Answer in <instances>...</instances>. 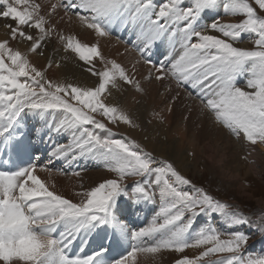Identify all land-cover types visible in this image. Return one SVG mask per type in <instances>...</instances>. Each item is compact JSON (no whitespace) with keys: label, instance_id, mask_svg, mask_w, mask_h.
Returning a JSON list of instances; mask_svg holds the SVG:
<instances>
[{"label":"snow or ice","instance_id":"1","mask_svg":"<svg viewBox=\"0 0 264 264\" xmlns=\"http://www.w3.org/2000/svg\"><path fill=\"white\" fill-rule=\"evenodd\" d=\"M22 4L28 7L20 10ZM254 4L258 8L250 0H56L42 14L39 3L0 0V5L6 6V10L0 8V17L15 22V26L8 25L10 37L0 41V144L11 147L17 158L31 160L24 117L29 113L55 115L56 123L48 127L46 122L45 127L50 133L66 134L67 142L57 144L52 157L71 154L75 159L91 154L114 174L76 193L82 198L74 202L55 185L45 184L36 174L37 163L0 167V264H136L138 254L162 250L179 254L174 264H264V255L246 254L250 239L246 232L232 230L222 239L213 226L198 231L194 227L197 217L206 213H223L235 224H249L243 214L227 212L230 205L197 186L171 158H161L126 137L113 138L116 134L109 123L115 125L119 120L134 125L132 117L109 97L117 81L144 91L135 65L129 69L115 59L104 58L98 46H82L68 38L67 49L78 53L89 65L85 71L97 78L92 86L82 87L49 78L45 68L29 60L27 52L10 47V41H27L31 53L43 55L45 42L59 35L51 13L61 8V21L65 17L71 21L75 15L98 37L109 36L123 26L141 40L143 46L138 50L142 55L164 50L163 59L149 57L145 63L156 73L149 72V80L167 77L176 82L177 91L166 105L168 112L173 110L171 104L181 100L183 90L190 98H199V111L208 112L215 125L256 145L264 143V15H258V10L264 12V0H254ZM220 7L225 14H243L244 18L223 23L218 17L202 25L206 13ZM245 36L254 39L253 49L236 46ZM95 57L103 61V68L92 63ZM51 67L47 65V69ZM241 75L247 77L244 87L238 85ZM192 111L187 107L189 114ZM159 118L161 122L165 119L162 114ZM121 196L134 203H157L151 222L130 229L120 220ZM254 223L264 230V214ZM101 226L113 228L110 245L123 248L128 241L124 254L113 256L105 246L91 254L83 247L80 255L68 254L67 249L81 233ZM189 248L200 251L185 255ZM223 253L228 255L205 259Z\"/></svg>","mask_w":264,"mask_h":264},{"label":"bare ground","instance_id":"2","mask_svg":"<svg viewBox=\"0 0 264 264\" xmlns=\"http://www.w3.org/2000/svg\"><path fill=\"white\" fill-rule=\"evenodd\" d=\"M55 2L56 0H29V3L41 4L42 14H44L45 11H49L50 4L55 3ZM11 3H14V1L12 0ZM22 5L20 6V8L23 10L28 7V5H23V6ZM63 12L64 11L62 10V8L58 9L57 13H51V17L57 22L58 24L57 31L59 30V32L62 33V36L64 35L63 37L64 39H66L65 41L64 39L61 40L60 37H57L56 34L52 35L45 42L44 49H43V55L31 53L29 51V42L27 41H24V42L10 41V47H12L13 50H20L22 52H27L29 60L33 64L41 68H45L47 70V75L49 76V78L56 80L58 82H63V83H68V84H78L82 87L92 86L93 84L96 83L97 78L92 76L87 71H85V69L89 65L85 61H81L79 59L78 53L72 50H68L66 48L68 38H72L73 42H79L82 46L84 45L98 46L104 58H106L107 60L115 59L117 62L128 67L129 69L132 68V65H135V63H137V65H135L137 72L136 71L135 72L137 73V79H139L140 81L141 79L147 77L149 72H152L153 75L156 74L154 70L151 68V66L144 63L141 60V58L138 57V55H136L131 50V48H129V46H127L125 42L118 40L115 36H111L112 34L106 37H98L96 33L94 32V30H89L86 27L82 26L79 23L76 16H72L71 21H69L67 17H65L61 21L60 16L63 15ZM231 15H232L231 13L226 14L227 18L223 19L221 22L229 23V22H224V21L232 17ZM206 19L204 18L203 21H201L203 25L211 24L217 18L212 19L211 21L206 20ZM8 25L15 26V22L12 21L11 19L0 17V41H3L10 37V29ZM45 27L47 28V25ZM28 30L36 31L32 29H28ZM114 30H116V28ZM124 32H128V30ZM248 40L249 41L251 40V42L247 41L246 43H244L243 47H249L250 43L254 42V39L252 38H249ZM92 63L95 65L97 69H101L104 67L103 61L100 59V57L93 58ZM48 64L52 65L50 69H47ZM241 78L246 79L247 77L245 78L244 76ZM239 80H241L239 81V83H241V87H244L245 81H243L240 78ZM142 82L143 81H141V83ZM157 84L161 85L162 87L160 88L161 90L164 89L165 91H167L166 94H168L169 99L172 96H174L177 91L176 82H174L173 80L167 77L164 80H160V81L155 80L152 83L151 85L152 95H150L149 99L147 98V100L145 96L144 97L141 96V94L135 91V89L132 86L124 84L123 81H117V87L111 88L112 95L109 97V101L118 105L121 109H123L127 114H129L132 117L134 121V125H138V126L129 125V124L124 125L125 123L121 121V129H127V131L131 135L130 138L133 137L136 141L140 140L142 142L141 144L146 146L148 150H152L154 154L160 156L161 153L164 151L167 155V158L169 156L172 160H174L178 164V166H181L184 169L185 167L187 168V165H188L187 161L190 155H193L195 158H200L201 156H203L202 158L208 161V163L211 164L210 166H212V168L217 167L216 166L217 163H215L216 156L213 153L210 154V151H211L210 145L207 143H204V140L202 138L203 136H200L198 133L193 132L191 133L192 135L189 139L187 133L185 132V130L187 129L190 130L189 128L191 124L193 123H196L199 126V128H201V131L203 133L208 131L205 125L206 123H208L207 118L209 121L211 118L208 116L209 115L208 112L202 113L199 111L201 107L200 100L194 96L190 98L187 92L180 90L182 98L181 100L177 101L174 104V112L172 113H178L179 111L180 112L184 111L185 112L184 115H188V117L191 118L188 120H191V121L189 122L188 120H184V118H182L181 120L180 117L179 119L178 118L174 119L173 118L174 114L171 115V114L166 113V117L164 121L161 122L159 116L161 114L160 108L162 106V96H160L161 94H159V96L157 95L158 94L157 92L160 90V89H157ZM169 88H171V91L168 90ZM149 92L150 91H148V93ZM189 106L193 109L191 114L187 112V107ZM201 113L203 114L202 118L200 119L196 118L200 116ZM184 121H188V122H184ZM47 122H54V120H49ZM119 122L120 121L118 120L117 123ZM52 125H50L49 127H51ZM217 129H219L218 131L219 134L217 135H219L218 137H220V140L216 141L215 144L218 145V148L224 147L225 149H230V150L231 148H234L235 150L232 153L233 160L235 159V161H238V162H240L241 160H245L249 163L251 161H254L256 158H260L262 153H264V146L261 145L260 143H257L256 146L252 145L250 142H248L243 137H240V138L236 137L237 139L235 140L227 132L228 130L226 131V128L221 129L220 127ZM207 134L209 133L207 132ZM225 138H227V140H225ZM25 139H26V136H25ZM188 140L190 141L188 142V151H187L185 150L184 145L185 143H187ZM26 142H29V140H26ZM6 149H4V147L0 148L1 157L11 160L10 163L13 164L15 167H21V166L27 165V161L29 159L17 158L15 153L12 151L11 147H9L8 145L6 146ZM43 150L45 151V147L43 148ZM45 153H46L45 155L48 157L46 160L47 161L52 160V162H49L51 165L50 164L47 165L48 162L45 163V161H43L44 158H41L43 156L40 155L41 157H38V158H41L40 160L41 162L38 165L36 174L45 182L46 185H49V186L55 185V188L58 192H59V189L60 190L67 189L68 191L71 190V187H74L73 186L74 181H71L69 183L68 182L69 180H68L66 183H64V181L66 180H63L62 175L58 173L59 171L60 172L62 171V169H60L59 167H60V163H63V161L52 157L53 150H49V151L46 150ZM80 158L81 156H79V158L77 159H80ZM57 161H59L58 162L59 164H55ZM0 166H1V161H0ZM220 169L224 170L222 166H220ZM100 177H102L101 174H100ZM76 178L77 177H75L74 179ZM65 196H67L69 199L75 200V198H77L78 195L71 196L69 195V192H68L67 195L65 194ZM138 213L139 212H137L136 214L138 215ZM136 214H134L135 220L136 218H138L139 221H141L142 220L141 215H139L138 217L136 216ZM219 222L221 224L220 226H222L223 228L227 230H237V229L241 230L239 225L233 222H230V224H227L228 221L227 222L219 221ZM149 254H138L137 259H136V264H172L177 255V253H175L174 251H170V250H162L160 253L151 254V255Z\"/></svg>","mask_w":264,"mask_h":264},{"label":"rangeland","instance_id":"3","mask_svg":"<svg viewBox=\"0 0 264 264\" xmlns=\"http://www.w3.org/2000/svg\"><path fill=\"white\" fill-rule=\"evenodd\" d=\"M10 1L12 2V0H9V2ZM229 2H231V0H229ZM250 3H253V6L258 8V6H256L254 4V0H250ZM20 6L21 5L18 6L19 9L23 10L20 8ZM0 8L4 9L3 7H1V5H0ZM209 12L210 13H208V12L206 13V15L203 17V19L207 18L206 20L211 21L212 19L219 17L222 21L223 19L227 18L226 14L224 12V9L222 7L216 8V9L209 11ZM212 14H215L216 16H213ZM258 15H264V12H261L258 10ZM72 16H75V15H72ZM209 16H210V18H209ZM231 16L232 17L225 20L224 22L237 23V22H240L244 18L243 14H235V15L232 14ZM203 19H202V21H203ZM114 31L115 32H113L111 36H115L118 40L125 42L127 44V46H129V48H131V50L136 55H138V57H140L144 63H145V60L148 59L149 57L154 61L159 60V59H163V56L161 55V53L164 51L163 49H161L159 51L149 52V53H147V55H142L141 51L138 50L140 47L143 46L142 42L140 39L137 38V36L134 34V32L132 30H128V32H124V31H126L125 28L123 26H120V27L116 28V30H114ZM58 33H59V35H57V37H61L62 33H60L59 30H58ZM248 39H249V36L248 37L246 36L243 39L242 43H241V41H238L236 43V46L241 47V48H245V49H249V50L253 49L254 48V42L250 43L249 47H243L244 43L249 41ZM65 40L66 39H64V41ZM249 42H251V40ZM43 49H44V47H43ZM170 54H172V53H170ZM135 65H137V63H135ZM135 71H136V68H135ZM244 76L245 75H241V77H244ZM147 77H145L146 79L145 78L141 79V81H143L142 86L143 87L145 86V87H144L143 92H139V94H141V96L146 97V100H147V98L149 99L150 95H152L151 85L155 81L154 79L149 80ZM241 77H240V79L245 81V79H243ZM245 78H246V76H245ZM238 85L241 86V83L238 82ZM160 88H162L161 85L157 84V89H160ZM148 91H150V92L148 93ZM164 91H165L164 89L163 90L160 89L157 92L158 96H159V94H161L160 96H162V106L160 108L161 114L164 117H166V113L171 114V115L174 114L173 115L174 119H176V118L179 119V117H180L182 120V118L185 116L184 115L185 112L179 111L178 113H172V112H174V104H171V107L173 108V110L171 112L168 113V111L166 110V105L170 104V99L168 98V94H166L167 91H165V92ZM196 98L199 99L198 97H196ZM163 104H165V105H163ZM178 115H180V116H178ZM200 116H198L196 118H198V119L202 118L203 114L201 113ZM208 116L210 117V114ZM97 118L100 119L99 116H97ZM188 119H191V118H188ZM49 120H54V122H47ZM188 121L190 122L191 120H188ZM188 121H184V122H188ZM46 122H47L48 127L52 124H55L56 123V116L55 115L34 116L32 113H29L27 116L24 117V128H25L24 131L25 132L27 131L26 130L27 127L32 128V132H33L32 135L35 138L33 145L36 146V147H33L32 152L30 151L32 159H31V161L28 160L27 164L37 163L39 165L41 162L40 161L41 158H44L43 161H45V163L48 162L47 165H49L50 163H49V161L46 160L48 157L45 155L46 154L45 151L46 150H48V151L54 150V147L57 144H62V143L67 142L66 141L67 140L66 134L59 135L56 133H50V130L47 129V127H45ZM207 122L208 123H206L205 127L208 130L207 132L209 134H207V132H205V131H204L205 133H203L201 131V128H199V126L196 123L191 124V126L189 128L190 130L187 129V130H185V132L187 133L189 139L192 135L191 133H193V132L198 133L200 136H203L202 138L204 140V143H207L210 145V150H211L210 154L213 153L216 156V158H215V163H217L216 164L217 167H215L216 169L212 168V166H210L211 164L208 163V161H206L204 158H202L203 156H201L200 158H195L193 155H190L191 154V152H190V154H189L190 156L188 157V161H187L189 166L187 165V168L185 167V169L181 166H178L179 170H181V172L183 174L192 178L194 183L197 186L204 187L207 191H209L211 194H213L215 197H217L222 203H227L228 205H230V208L228 210H226L227 212H229V213L235 212V213L243 214L244 217L250 221L249 224H243V225L237 224V225H239V227L241 229L239 231L246 232L250 236V239L248 241V245L245 249V252L247 255H249L251 257L262 256V255H264V230H261V228L258 227L257 224L254 222H258L260 220V216L262 214H264V153H262L260 158H256L254 161H251L249 163L245 160H241L240 162L235 161V159L233 160V154L232 153L235 150L234 148H231V150L225 149L224 147L218 148V145L215 144L216 141L220 140V137H218L219 135H217V134H219L218 133L219 129H217V128H220V127L215 125L211 119L209 121L207 118ZM119 123H116L115 125H112L109 123V125H108V127H110L112 129L113 133L116 134V135H114L113 138H125L126 137L128 140L136 141L133 137L130 138L131 135L127 131V129H121V121ZM124 125H126V124H124ZM182 129H183V127H182ZM226 131H227V129H226ZM201 132H202V134H201ZM227 132L229 133V131H227ZM29 134H31V133H28L25 136H26V140H29V142L31 143V139H33V137H31ZM101 134L105 135L106 133L105 134L101 133ZM203 134H205V135H203ZM230 136L235 140L237 139L235 136H233L231 134H230ZM216 139H218V140H216ZM225 140H227V138H225ZM189 141L190 140H188L187 143H185V145H184V148L187 151H188V142ZM136 142H138L140 144L142 143L140 140H138ZM257 143H260V142L258 141ZM260 144L264 146V143H260ZM6 146L7 145L3 146L4 149H6ZM1 147H2V145H0V148ZM44 147H45V151L43 150ZM35 148H37V149H35ZM6 150H8V149H6ZM37 150H38V152H36ZM41 151H43V153L38 154ZM162 153H164V154H162ZM162 153H161V155H163L164 157H167V155L164 151ZM40 155L43 157H41ZM161 155H160V157L164 158ZM38 157H41V158H38ZM35 158H37V159H35ZM77 158H79V157H77ZM77 158L73 159L71 154H70L67 158H60L59 159V160H62L63 163H60L61 167H59V168L62 169V171L61 172L59 171L58 173H60L62 175L63 180H66V181H64V183H66L68 180H69L68 181L69 183L71 181H74V185H73L74 187H71V190L68 191L67 189H61V190L59 189V192L63 193L64 195L65 194L67 195V193L69 192V195L75 196L76 192L82 193V192H84V190L91 188L92 185L94 186L97 182L114 176L113 173H111L108 169H106V167L103 164V161L94 155L86 154V155H82L80 159H77ZM168 158H170V157L168 156ZM191 158L194 160V162ZM189 161H191V162H189ZM220 166H222V168H224V170H221ZM77 171H79V173H80L79 176H77L75 174ZM94 172H96V173H94ZM100 174L102 175V177H100ZM73 175H74V177H73ZM75 177H77V178L74 179ZM91 178H92V180H91ZM136 179H140V178H136ZM130 182H131L130 180H126V183H130ZM183 187L185 189H187V186H183ZM73 190L74 191L76 190V191L74 192ZM77 198H75V200H73V201L78 202L82 197L78 195ZM119 199L121 201L120 206L122 207V214H120V220L122 222L126 223L128 225V227L130 229H133V230L136 228H139V227L146 226V224H148V222H150L152 220V218L155 215L156 209L158 210V207H159V205L157 203H151V202L150 203H134L132 200L128 199L126 196H121ZM146 205H148L150 207L146 208L147 207ZM136 212H139L138 215L136 214ZM134 214H136V216H138V217H139V215H141L142 220L139 221L138 218H136V220H135ZM129 215H133L134 217L131 218V217H129ZM208 218H209V220H208ZM219 221H222V222L228 221L227 224H230V222H232L230 217L226 216L223 213L217 214L215 216L210 214V213H206L202 216L197 217V219L194 222V227L198 231L199 228H201V227L213 226L222 233L221 238L226 239V238H228L227 233L229 231H232V230H227V229L223 228L222 226H220L221 224ZM109 227L110 226H105L103 228L104 230H107V232H106L107 234L110 230ZM98 229H100V228L95 229L91 233H81L80 236H78L74 242L75 248L80 252L81 247H83V250L86 251V253L91 254V253L97 251L96 249H100L101 246H105L106 244L100 245L98 240H96L94 237L95 233L100 232V231L96 232ZM59 231L60 230H58V232ZM194 234L195 233H193L190 230V235L194 236ZM118 236H119V232H118ZM89 241H90V243H89ZM86 246L88 247L87 249H85ZM115 248H117L118 250H121L120 254L126 252L128 250V241H126V240L124 241V247L123 248H118L117 246H115ZM199 251H200L199 249L189 248L186 250L185 255L192 256L194 254H198ZM114 255L117 256L118 255L117 252H115ZM149 255H151V254H149ZM178 255L179 254L177 253L175 259L177 258ZM227 255H228L227 253L216 254V255H213V256L205 258V259L217 260V259H220V258L227 256ZM172 264H174V262Z\"/></svg>","mask_w":264,"mask_h":264}]
</instances>
